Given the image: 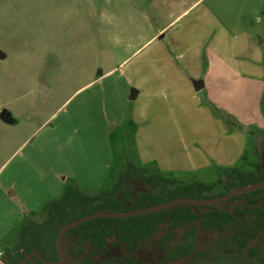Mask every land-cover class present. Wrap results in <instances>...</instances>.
Wrapping results in <instances>:
<instances>
[{
	"label": "rangeland",
	"instance_id": "rangeland-1",
	"mask_svg": "<svg viewBox=\"0 0 264 264\" xmlns=\"http://www.w3.org/2000/svg\"><path fill=\"white\" fill-rule=\"evenodd\" d=\"M104 1L0 0V254L25 216L43 219L57 182L104 175L106 132L109 175L98 188L77 183L90 194L126 160L211 183L224 168L252 170L255 149L264 156V0H203L125 65L146 34L120 32L116 1ZM135 87L151 94L144 110L128 99ZM215 236L199 231L197 247ZM191 264L256 263L244 251Z\"/></svg>",
	"mask_w": 264,
	"mask_h": 264
},
{
	"label": "trees",
	"instance_id": "trees-1",
	"mask_svg": "<svg viewBox=\"0 0 264 264\" xmlns=\"http://www.w3.org/2000/svg\"><path fill=\"white\" fill-rule=\"evenodd\" d=\"M255 153L258 160L252 170L224 168L211 183L178 179L132 160L120 163L110 187L97 193L68 180L58 198L42 205L41 221L25 216L15 244L0 254V264L56 260L61 228L88 214L135 210L177 198H214L264 182V156L257 149ZM199 231L216 235L203 249L196 244ZM256 239L259 242L251 246ZM62 243L66 264H191L216 262L224 252L244 251L256 264H264V187L239 193L220 206L177 204L143 215L89 219L69 228ZM109 248L116 252L107 255Z\"/></svg>",
	"mask_w": 264,
	"mask_h": 264
},
{
	"label": "crops",
	"instance_id": "crops-1",
	"mask_svg": "<svg viewBox=\"0 0 264 264\" xmlns=\"http://www.w3.org/2000/svg\"><path fill=\"white\" fill-rule=\"evenodd\" d=\"M115 1H116V12L118 13L117 17L121 24L120 32L123 30V33L125 31V32H128L129 34L130 29H131L130 38L133 40L143 34H146V38L143 39L144 41L140 45H137V47H135L133 50H131V54L122 58L121 63H120L122 65L126 64V61L130 58L131 55L132 56L135 55L137 52H139V50L144 48V46H146L147 44L155 42L158 34L164 31L168 26H171V24L174 21L178 20L180 17L184 16L187 13L189 14L190 13L189 10H191L195 5L199 4L200 2H203V0H115ZM103 2L105 1L103 0ZM216 2H218V0H216ZM124 12H126L125 14L126 18H124L123 16ZM153 16L155 17L153 18ZM155 19L158 20L159 22L160 21L163 22L162 28L159 29L158 31H156V27L154 23ZM127 20L128 22L132 24L131 26L126 25ZM105 26L107 27V25ZM261 42L263 43L264 41H261ZM119 49L120 47L117 46V42H115L113 44V47L111 48V51L115 54H118ZM249 58L251 61V57ZM145 60H149V58ZM138 63L141 65L143 64V62H138ZM139 64L137 65L136 63L135 65H137V67H140ZM137 67L135 66V68H133V74H134V69L137 70ZM139 73H140V70H137L135 72L134 75L136 76V79L143 80L144 77L139 79L140 78ZM203 86L201 88H203ZM78 90L79 89L75 90L72 93V95H74ZM128 99L134 100L136 103H138L141 106V109L144 110V105L150 102L151 94L147 93L146 89L144 88L142 89L139 87H135V88H131L129 95H128ZM136 107L138 108L137 104H136ZM142 112H145V111H142ZM139 117H141V115ZM141 119H137L136 121H139ZM104 139L106 143L105 147L108 148L107 152L105 148L106 158H105V163L102 166L104 169V175L100 178L99 177L97 178L94 177L93 179L89 178L85 180L84 182L76 180L75 181L76 184L78 183L80 185L82 184V186L98 188L102 184V181L109 175V172L111 171V168L113 165V150H112L111 140L109 138L108 132H106ZM106 154L109 156L108 161H107L108 156H106ZM139 160L142 163H149L151 161L153 162L155 161L154 158L141 157V154H140ZM156 164L157 165L159 164L158 166L160 167L161 166L164 168L166 167L165 165L160 163V161H157L155 165ZM169 167L173 168L174 165H170ZM56 185L57 186L56 187L53 186L52 189L48 193L51 196L59 197L63 191L64 185L62 186V183L59 184L58 182ZM12 194L13 193H11L10 195Z\"/></svg>",
	"mask_w": 264,
	"mask_h": 264
},
{
	"label": "water",
	"instance_id": "water-1",
	"mask_svg": "<svg viewBox=\"0 0 264 264\" xmlns=\"http://www.w3.org/2000/svg\"><path fill=\"white\" fill-rule=\"evenodd\" d=\"M193 85H194L195 90H199L203 86V83L201 81H195L193 83ZM263 187H264V182H260L257 184L249 185V186L231 191L227 195L214 197V198H206V199L177 198V199L169 200V201H166V202L154 205V206H149V207L135 209V210L117 211V212L100 211V212L88 214L86 216L80 217L76 220H73V221L65 224L61 228V230L57 236V240H56V245H57V250H58V259H56L54 261H50V262H45L43 264H65L67 262L68 255H67L66 250L62 248L63 235L65 234V232L69 228L73 227L74 225L80 224L84 221H87L89 219L104 218V217H131V216L143 215V214L153 213V212H157V211H160L163 209H167V208L173 207L177 204L207 206V205H211L214 203H218V202L227 200V199H229V198H231V197H233L239 193L249 192V191H253L256 189L263 188Z\"/></svg>",
	"mask_w": 264,
	"mask_h": 264
},
{
	"label": "flooded vegetation",
	"instance_id": "flooded-vegetation-1",
	"mask_svg": "<svg viewBox=\"0 0 264 264\" xmlns=\"http://www.w3.org/2000/svg\"><path fill=\"white\" fill-rule=\"evenodd\" d=\"M224 196V195H223ZM217 197H219V196H217ZM228 200V199H227ZM225 201V200H224ZM223 201H221V202H218V203H214V204H219V206L221 205V203H222ZM212 205V204H211ZM67 232V231H66ZM65 232V233H66ZM64 236V235H63ZM56 240H57V238H56ZM62 240H63V238H62ZM62 248H63V243H62ZM63 249H65V248H63ZM56 250H57V245H56ZM67 252V251H66ZM57 253H58V250H57ZM68 255V254H67ZM58 259V258H57ZM67 261H68V259H67ZM43 263H45V262H43ZM43 263H41V264H43ZM67 263V262H66ZM65 263V264H66Z\"/></svg>",
	"mask_w": 264,
	"mask_h": 264
}]
</instances>
